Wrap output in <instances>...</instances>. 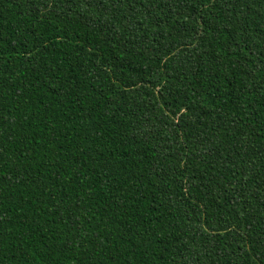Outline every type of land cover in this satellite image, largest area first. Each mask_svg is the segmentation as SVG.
<instances>
[{"label": "trees", "instance_id": "1", "mask_svg": "<svg viewBox=\"0 0 264 264\" xmlns=\"http://www.w3.org/2000/svg\"><path fill=\"white\" fill-rule=\"evenodd\" d=\"M0 264H264V0H0Z\"/></svg>", "mask_w": 264, "mask_h": 264}]
</instances>
